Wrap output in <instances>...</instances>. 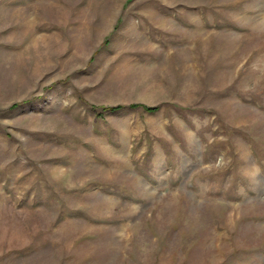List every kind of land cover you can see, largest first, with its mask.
<instances>
[{
    "label": "rangeland",
    "instance_id": "rangeland-1",
    "mask_svg": "<svg viewBox=\"0 0 264 264\" xmlns=\"http://www.w3.org/2000/svg\"><path fill=\"white\" fill-rule=\"evenodd\" d=\"M262 215L264 0H0V264H262Z\"/></svg>",
    "mask_w": 264,
    "mask_h": 264
},
{
    "label": "crops",
    "instance_id": "crops-1",
    "mask_svg": "<svg viewBox=\"0 0 264 264\" xmlns=\"http://www.w3.org/2000/svg\"><path fill=\"white\" fill-rule=\"evenodd\" d=\"M261 217V223H264V215L260 216ZM262 249H264V247H260ZM264 250L261 251V257L260 259L262 260V264H264V256H263Z\"/></svg>",
    "mask_w": 264,
    "mask_h": 264
},
{
    "label": "trees",
    "instance_id": "trees-1",
    "mask_svg": "<svg viewBox=\"0 0 264 264\" xmlns=\"http://www.w3.org/2000/svg\"><path fill=\"white\" fill-rule=\"evenodd\" d=\"M117 108H119V106H116V107H111V110H116ZM157 109V107H148V110L150 112H153Z\"/></svg>",
    "mask_w": 264,
    "mask_h": 264
}]
</instances>
